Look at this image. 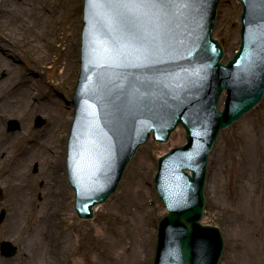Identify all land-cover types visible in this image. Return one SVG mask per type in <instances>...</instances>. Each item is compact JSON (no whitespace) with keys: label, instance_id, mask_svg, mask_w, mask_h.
<instances>
[{"label":"water","instance_id":"95a60500","mask_svg":"<svg viewBox=\"0 0 264 264\" xmlns=\"http://www.w3.org/2000/svg\"><path fill=\"white\" fill-rule=\"evenodd\" d=\"M239 1L241 46L227 65L221 64L222 44L213 39L220 0H166L135 14L117 0L85 3L68 158L79 217H94L93 208L116 192L151 136L165 143L179 125L186 131L187 144L160 158L155 177L168 211L155 264H219L222 257L220 229L202 224L209 154L220 132L264 96V0ZM45 123L36 120L37 127ZM18 129L19 122L11 121L9 130ZM0 251L12 257L17 247L2 242Z\"/></svg>","mask_w":264,"mask_h":264},{"label":"rangeland","instance_id":"374dc122","mask_svg":"<svg viewBox=\"0 0 264 264\" xmlns=\"http://www.w3.org/2000/svg\"><path fill=\"white\" fill-rule=\"evenodd\" d=\"M23 1L10 0V5L19 8ZM220 1L214 37L223 43V63H227L240 46V18L243 9L238 0ZM53 2L56 7L63 6L66 14L65 19L58 24L59 34L64 38L70 28L78 34V46L74 48L77 58L69 77L61 79L55 74L61 72L60 54L67 48L59 38L52 47V56L59 61L53 58L45 69L36 70L33 80L40 83V88L44 86V92L52 86L57 89V98L63 105L65 118L54 138L51 132L52 120L42 111L29 113L24 118L15 114L0 120V187L5 194L4 200L0 201V213L2 209L7 212L5 221L0 224V242L10 241L18 247V253L13 258L0 254V264H25L24 248L30 239L29 232L13 230L10 225L17 195L3 174L4 169L11 164L5 162L9 151H19L22 157L20 169L28 183L27 206L46 212L48 221L54 224L41 236L42 245L36 254L39 258L47 257L52 264H95L96 261L102 264L105 262L106 238H114L120 231H128L131 220L125 222V217L133 221L135 216L132 212L136 211L138 216L135 222L137 227L144 230L146 247H149L145 264H154L159 224L167 214L154 184L158 160L171 149L186 143L185 131L180 127L166 143H158L151 138L141 146L128 165L117 192L104 204L94 208L93 219H80L74 208L75 192L69 184L66 162L65 165L63 162L61 169L55 168V163L58 154L67 148L66 129L68 120L74 114L72 100L80 74L84 0ZM4 33L0 29V48L6 49L9 56L19 57L13 66L22 71L35 69L28 48L23 45L14 47ZM13 66H0V93L11 84L9 77H14ZM52 66L53 69L50 68ZM36 100L29 98L24 103H36ZM220 109H223L222 105ZM37 116L46 120V124L40 128L35 126ZM10 120L19 121L21 129L8 132ZM34 136H41L50 142V155L48 152L44 155L47 159L35 156L33 152L32 157L31 151L25 153L21 150L32 144ZM144 161L147 163L144 164ZM57 185H63L59 192ZM144 187L150 193L142 192ZM205 195L207 204L203 222L218 227L224 239L220 264H242L240 256L243 258L246 252L253 249L264 253V97L239 122L221 131L210 153ZM128 204L132 212L127 210ZM125 237L127 241L131 240L129 234ZM256 264H264V260Z\"/></svg>","mask_w":264,"mask_h":264},{"label":"bare ground","instance_id":"6f19581e","mask_svg":"<svg viewBox=\"0 0 264 264\" xmlns=\"http://www.w3.org/2000/svg\"><path fill=\"white\" fill-rule=\"evenodd\" d=\"M53 1L24 0L18 8L10 5V0H0V29L5 31V37L9 42H13L11 44L14 47L23 45L28 48L29 53L33 57L35 68L22 71L17 66H13L19 57L17 55L9 56L6 49L0 48L1 68L15 67L14 77H9L10 86L6 91L0 93V120L15 114H20L24 118L29 113L33 114L34 112L42 111L48 114L52 120L53 128L51 132H53L54 138L59 133L61 129L60 123L65 118L63 105L57 98L58 92L55 87L52 86L50 90L44 92V86L40 88V83L33 80V77L36 75V70L45 69V66L54 58L52 56V47L55 46L59 38L63 40V44L67 48L60 54L61 72L55 74L61 79L69 77L74 68V60L77 58L74 48L78 46V34L72 28L69 29L64 38L59 34L58 24L65 19L66 14L63 6L56 7ZM56 60L59 61L58 58ZM50 68L53 69L54 67ZM14 96L16 97L13 98ZM29 98H35L38 101L36 100V103H24ZM73 120L74 116L68 120L66 129L68 137ZM21 150L25 153L31 151L32 157L33 152L35 156L47 159L44 155L46 152L50 155V142L43 140L41 136H34L32 144L27 148L22 147ZM58 155L55 168L61 169L63 168V162L65 165L67 160V148L63 149ZM20 157L19 151H9L5 162L11 164L3 172L8 184L11 185L13 192L17 195L16 203L12 210L11 229L30 233L29 243L24 248L23 257L25 264H52L47 257L39 258L36 254L40 249V245H42L41 236L48 232L54 224L48 221L46 212L34 210L27 206L29 201L26 195L28 183L26 175L20 169ZM146 163L144 161V164ZM62 186L57 185L58 192ZM141 191L146 194L150 193L145 187ZM127 210L132 212L129 204ZM132 213L137 219L138 213L136 211ZM127 215L129 216L130 213H127ZM135 218L132 221V218H127L126 216L125 222L129 221V219L131 220L129 230L120 231L117 237L106 238L105 262L102 264H145L149 247H146L145 232L140 227H137ZM127 234L131 237L130 241L126 240L125 236ZM263 254V252L253 249V251L246 252L244 259L240 256L242 259L241 263L256 264L257 261L264 260ZM94 263L97 264V261Z\"/></svg>","mask_w":264,"mask_h":264},{"label":"snow or ice","instance_id":"6c2138e0","mask_svg":"<svg viewBox=\"0 0 264 264\" xmlns=\"http://www.w3.org/2000/svg\"><path fill=\"white\" fill-rule=\"evenodd\" d=\"M130 14H135L139 8L145 4L155 6H162L166 0H117ZM139 39H146V36H138ZM155 39V37H153Z\"/></svg>","mask_w":264,"mask_h":264}]
</instances>
